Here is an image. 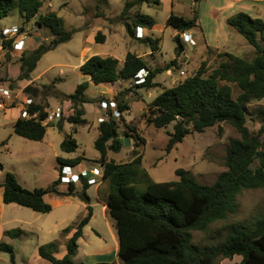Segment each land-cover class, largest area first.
Instances as JSON below:
<instances>
[{"label": "rangeland", "instance_id": "374dc122", "mask_svg": "<svg viewBox=\"0 0 264 264\" xmlns=\"http://www.w3.org/2000/svg\"><path fill=\"white\" fill-rule=\"evenodd\" d=\"M156 1L149 0L139 4L123 15L125 0H44L40 15L56 12L63 20L65 29L74 31V36L71 41L61 44L40 60L32 74L36 79L34 84L32 79L17 80L20 75L19 59L22 51L36 49L40 44L49 45L53 36L47 29L38 28L36 19L26 22L18 9L8 17L0 19V88H10L16 95L0 112V184L4 183L6 174L12 172L17 176L20 184L27 189L48 188L59 178L61 165L58 159L78 156L84 157L78 170L98 169L101 176L96 177V181L102 179L104 166L99 161L100 153L95 148V141L99 136L98 120L99 116H105L107 119L111 111L117 116V107L111 109L108 106L110 101H114V98L111 99V95L106 93L109 86L90 84L87 95L94 99V102L85 105V118L88 124L77 127V133H73L72 124L64 121L73 113L70 102L54 97L44 98L42 95L35 101L49 105V110L63 108L64 116L61 120L47 126V135L43 141L28 140L14 132V121L20 116L21 102L25 97L27 86L33 85L42 89L45 84L55 83L57 90L70 95L75 92L78 85L89 81V78L80 71L84 60L82 52L86 47L89 48L86 57L115 56L122 60L128 52H136L140 55L150 53L144 58L152 68L177 61L176 67L157 77L159 86L154 89L136 88L135 85L142 81H139V78L117 84V93L123 91L125 94L128 93L125 100L130 104L131 110L124 115L126 122L136 127L139 135L146 141L145 145L140 144L137 149L144 156L141 169L147 171L153 181L178 180L176 170L183 168L200 183L210 185L227 170L225 161L230 140L240 138L239 132L233 126L224 122L203 133H193L177 144L171 152H167L169 133L173 132L174 124L158 129L147 124L143 113L147 111L148 104L165 88H171L195 74L203 63H206L205 70L210 74L228 59L227 53L248 61L253 60L256 57L255 49L241 34L229 26L228 19L239 12L264 19V0ZM196 12L199 15L198 28L180 33L168 25L171 14L191 19ZM139 13L152 16L156 20V27L146 31L143 38L136 39L128 34L124 19L133 18ZM13 26H17L20 31L24 29V32H20L22 34L14 38L16 43L25 36L22 50H17L18 48L15 49L13 46V49L8 51L2 47L3 29ZM100 31L107 36L105 43H97L95 40V36ZM187 33L192 35L195 44L185 41ZM177 35H180L184 45L183 50L178 48L179 44L174 40ZM203 35H206L211 49L203 47L205 46ZM148 36L160 40L159 50L153 52L150 45L143 42ZM229 85L233 89L234 97L237 98L241 89L237 84ZM262 112H264V100L253 102L248 106L247 126L255 134H259L264 126ZM60 121H64L63 130L58 127ZM119 126L123 149L119 153L110 151L108 157L118 163L129 164L134 158L132 151L140 141L136 137L127 135L129 129L122 122ZM69 134H73L79 144L75 153H65L61 150V143ZM261 136L264 141V132ZM258 164L256 162L255 167ZM76 184L77 193L74 196L49 194L47 201L52 205V211L46 214L17 204H5L3 188H0V242L13 246L16 264H50L40 257L38 250L40 246L56 240L59 241L56 256L59 258L65 256L67 237L62 235V230L77 226L87 213L88 203L78 194L83 190L82 183L77 180ZM136 184L140 189L146 187L144 180L137 181ZM101 186L99 196H101L100 191L108 190L109 184L103 182ZM59 189L67 192L68 183L61 182ZM97 193L98 186L94 183L88 194L94 216L84 229V235L79 240V252L74 260L86 264L102 262L123 264L119 257L115 220L109 212L104 211L103 205L98 201ZM237 201L239 204L237 214L212 224L206 231L194 232L193 243L201 247L219 243L230 232V225L250 223L264 217V188L246 190L238 196ZM241 259L240 256H235L233 260L219 259L216 264H235ZM0 264H13L11 254L0 251Z\"/></svg>", "mask_w": 264, "mask_h": 264}, {"label": "trees", "instance_id": "16d2710c", "mask_svg": "<svg viewBox=\"0 0 264 264\" xmlns=\"http://www.w3.org/2000/svg\"><path fill=\"white\" fill-rule=\"evenodd\" d=\"M148 1L125 0L123 15ZM43 5L44 0H0V19L18 9L26 22L36 19L37 27L47 29L53 36L49 45L40 44L30 51L23 49L19 59L21 65L18 81H30L40 60L61 44L71 41L74 36V31L65 29L63 20L56 12L40 15ZM124 20L128 34L136 39H139L136 36L138 27L149 30L156 27V20L143 13ZM228 24L255 49L256 57L248 61L227 53L228 59L210 74H207L206 63H203L195 74L171 88H165L148 104L147 111L143 113L147 124L158 129L174 124L173 132L169 133L167 152H171L187 136L203 133L224 122L239 132L240 138L231 139L227 148V170L213 184L200 183L183 168L176 170L178 180L155 182L147 171L141 169L144 156L137 148L140 144L145 145L146 141L139 135L136 127L126 122L124 115L131 110L130 104L125 100L128 93L123 91L114 97L118 116L111 111L108 118L99 125L95 148L100 153L99 161L104 166L101 181L109 184L108 190L100 191V195L104 197L108 212L115 220L119 257L123 264H216L219 259L233 260L235 256L242 258L235 264H264V217L250 223L230 225V232L219 243L204 247L193 243L194 232L206 231L212 224L238 213L237 199L242 192L264 188V141L261 138L264 126L259 134L251 132L247 126L248 106L264 100V19L239 12L228 19ZM168 25L180 33L181 30L182 33L189 32L200 25L198 12L191 19L171 14ZM20 32H24V29ZM95 40L97 43H105L106 35L100 31ZM174 40L178 42V48L183 50L180 35ZM143 42L149 44L153 52L159 50V39L148 36ZM14 43V38L3 39L2 47L9 51L13 49ZM177 64V61H173L166 66L152 68L135 52H128L123 64L113 56L93 55L80 67L89 81L78 85L73 94L60 92L55 83L45 84L42 89L29 85L25 92L34 100L42 95L44 98L54 97L70 102L73 113L64 121L72 124L73 133H77V127L88 124L85 105L94 102L87 95L91 83L101 85L132 81L142 70H147L148 75L135 87L154 89L159 86L157 77ZM230 83L237 84L241 89L237 98L233 95ZM48 107L49 105L35 101L30 110L39 113V120L18 118L14 123L15 134L28 140L43 141L47 135V127L42 121L49 114ZM64 121L58 123L60 130H63ZM121 122L129 129L127 135L140 141L132 151L134 158L129 164L118 163L108 157L110 151L119 153L123 149L119 133ZM78 148V141L73 134L67 135L61 143V150L65 153H75ZM83 160V156L59 158V178L48 188L27 189L20 184L14 173L8 172L4 183L0 184V188H3V202L17 204L42 214L51 212L52 205L47 201L49 194L74 196L77 193L75 182L68 185L67 192L60 191L62 167H76ZM256 162L259 164L255 167ZM141 180L146 182L145 189H140L136 184ZM81 183L83 190L78 194L88 203L87 213L77 226L62 230L64 236L73 232L67 239V253L62 258L56 256L57 240L39 247L40 257L50 264H86L76 262L74 257L79 252V240L84 235V229L94 216L87 193L93 184L87 177H81ZM0 251L10 253L12 263L16 264L13 246L0 242Z\"/></svg>", "mask_w": 264, "mask_h": 264}, {"label": "built area", "instance_id": "2783aa9c", "mask_svg": "<svg viewBox=\"0 0 264 264\" xmlns=\"http://www.w3.org/2000/svg\"><path fill=\"white\" fill-rule=\"evenodd\" d=\"M137 38H143L144 36V29L141 27L137 28ZM22 34L20 33V29L17 26H13L11 28H5L2 31V36L4 37L5 40H11L13 38H15V36ZM185 41L189 42L191 44H195V41L192 38L191 34H185ZM25 45V36L18 42L14 43L15 49L17 50H22L24 48ZM148 75V71L147 70H142L139 75L137 76V79L139 78V81H143L144 78ZM141 81V82H142ZM14 93V91L10 88H0V112L2 110V108L5 107V105H7L8 103H11L13 98L16 97V95ZM24 98L21 102V111H20V116L19 118L22 119H26V120H39V113H33L30 110V107L34 104L35 100L34 98L29 95L28 93L25 92L24 94ZM109 107L111 109H114L117 107V104L114 101H110L109 102ZM48 116L45 120L42 121V124L44 126H49L51 124H53L54 122H56L57 120H61V118L64 116V109L63 108H56L54 110H49L48 109ZM118 116V113H117ZM106 120V117H102L99 119L100 122H103ZM0 123H1V116H0ZM76 167H72V166H63L61 169V177H62V182L65 181L68 183V185L71 182H75L78 180L81 182V177H87L89 179V181L94 184L96 183V178H92V177H100L101 176V172L98 169H91L90 171L87 169H82V170H76ZM76 177V179H75Z\"/></svg>", "mask_w": 264, "mask_h": 264}, {"label": "crops", "instance_id": "0c3cea01", "mask_svg": "<svg viewBox=\"0 0 264 264\" xmlns=\"http://www.w3.org/2000/svg\"><path fill=\"white\" fill-rule=\"evenodd\" d=\"M144 29V33L146 32V31H150V30H148V29H146V28H143ZM107 37V36H106ZM203 37H204V43H205V46H203L204 48H210L211 49V45H209V43L207 42V37H206V35H203ZM88 51H89V48H85L84 50H83V52H82V58H84V60L82 61V63H81V65H83L91 56H88V57H86V54L88 53ZM202 51H203V49H202ZM136 53V52H135ZM85 54V55H84ZM138 54V53H137ZM127 55V54H126ZM139 56H141V57H147L148 55H150V53H144L143 55H140V54H138ZM86 57V58H85ZM104 57H106V56H104ZM113 57H115V56H113ZM126 57V56H125ZM116 58V57H115ZM145 59V58H144ZM120 60V62H122V64L124 63V60L125 59H119ZM81 67V66H80ZM35 78H33V75H32V83H36L35 82ZM117 84H119V83H115V84H101V85H98V86H109V89H107L106 90V93H108V94H110L111 95V99H113L118 93H117ZM103 98H105V97H103ZM130 112V111H129ZM102 117H105V116H99V119L100 118H102ZM18 119V118H17ZM16 119V120H17ZM15 120V121H16ZM14 121V122H15ZM99 121V120H98ZM99 123H101L100 121H99ZM100 125V124H99ZM82 164H80L79 166H81ZM79 166H77V168H76V170H78V167ZM83 169H85V168H83ZM92 178H96V177H92ZM103 183V180L101 181V180H97V182H96V184H97V186H98V201L103 205V208H104V211L105 212H108V209H107V207H106V205H105V200H104V197H102V196H99V189L102 187L101 186V184ZM90 190V189H89ZM89 190H88V194H89ZM104 192H105V190H104ZM90 196V195H89ZM94 210V209H93ZM73 233V232H72ZM72 233H70L69 235H67L66 237H67V239L68 238H70L71 237V235H72ZM66 253H67V250H66ZM242 260V259H241ZM240 260V261H241ZM239 261V262H240Z\"/></svg>", "mask_w": 264, "mask_h": 264}, {"label": "water", "instance_id": "95a60500", "mask_svg": "<svg viewBox=\"0 0 264 264\" xmlns=\"http://www.w3.org/2000/svg\"><path fill=\"white\" fill-rule=\"evenodd\" d=\"M181 33H182V30H181Z\"/></svg>", "mask_w": 264, "mask_h": 264}, {"label": "bare ground", "instance_id": "6f19581e", "mask_svg": "<svg viewBox=\"0 0 264 264\" xmlns=\"http://www.w3.org/2000/svg\"><path fill=\"white\" fill-rule=\"evenodd\" d=\"M149 33V32H148Z\"/></svg>", "mask_w": 264, "mask_h": 264}]
</instances>
